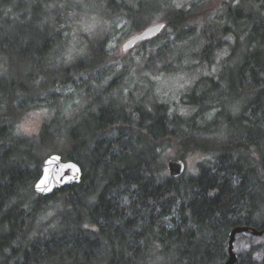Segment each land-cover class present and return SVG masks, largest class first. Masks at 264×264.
<instances>
[{
  "label": "trees",
  "instance_id": "1",
  "mask_svg": "<svg viewBox=\"0 0 264 264\" xmlns=\"http://www.w3.org/2000/svg\"><path fill=\"white\" fill-rule=\"evenodd\" d=\"M77 1L0 0V264H224L234 227L264 229V0L218 16L222 28L213 25L201 59L212 62L220 32L234 34V49L218 77L191 85L182 112L151 91L113 95V79L68 117L59 89L91 97L114 71L102 41L69 57ZM144 1L107 5L135 17L138 32ZM191 10L164 17L177 39L192 33ZM37 107L50 117L25 134L21 119ZM170 147L185 161L205 157L172 177ZM52 152L78 162L83 178L45 197L34 184ZM260 247L238 253L237 264H264Z\"/></svg>",
  "mask_w": 264,
  "mask_h": 264
},
{
  "label": "rangeland",
  "instance_id": "2",
  "mask_svg": "<svg viewBox=\"0 0 264 264\" xmlns=\"http://www.w3.org/2000/svg\"><path fill=\"white\" fill-rule=\"evenodd\" d=\"M107 1L78 0L75 3L76 14L70 12L68 15L72 18V23L67 28L71 40V46L67 50L69 57L74 51L86 52L93 43L102 41L109 51L105 60L106 66L114 69L109 76L104 77L98 89L92 84L95 91L91 97L89 95L83 97L86 88L78 89L68 86L59 89L65 97L63 108L65 107V114L68 117L80 111L88 99H92L99 89L113 79L115 85L113 95L119 94L125 99L128 97L137 99L151 91L150 95L153 99L166 101L182 112L183 102L186 100L185 94L190 90L191 85L203 75L218 77L223 61L234 49L236 42L234 34L224 35L220 32L218 36L223 42L213 56L212 62L206 63L201 59V51L205 47L210 31L213 30V25L220 30L222 28V25L217 22L218 16L224 14V8L229 4L234 6L248 0H145L141 5L138 22L140 24L147 22L145 27L166 22L162 32L163 37L156 39L153 43L141 42L127 52L122 51V45L137 33V30H133V21L136 18L125 14L128 12L126 10L116 13L108 9ZM121 1L136 8V4L141 0ZM159 5L162 6L160 14H151ZM177 7L186 11L192 9L191 17L186 23L192 33L183 39H177L178 33L168 26V20L164 18L170 13V8ZM112 8H114L113 5ZM242 40L244 43L246 36H243ZM106 101H109L108 97ZM50 113L47 107H37L28 111L21 119V130L28 135H37L43 123L49 119ZM178 150V147H170L168 155L178 157ZM204 157L203 153L189 154L186 157L187 171H197V163ZM253 245H261L255 252V256L263 259L264 235L256 236L250 232L238 234L236 240L238 253L250 249Z\"/></svg>",
  "mask_w": 264,
  "mask_h": 264
},
{
  "label": "water",
  "instance_id": "3",
  "mask_svg": "<svg viewBox=\"0 0 264 264\" xmlns=\"http://www.w3.org/2000/svg\"><path fill=\"white\" fill-rule=\"evenodd\" d=\"M166 27V22H158L146 26L128 38L122 45V51L135 47L137 44L158 37ZM170 176L180 177L187 170L186 161L180 157H171L167 162ZM83 178L81 165L73 159L64 158L59 152H52L44 159L41 175L34 184V190L42 196H50L56 190L66 186L79 184ZM251 232L256 236L264 235V229L251 226H236L229 233L227 242L229 257L224 264H237L239 254L236 251V240L240 233Z\"/></svg>",
  "mask_w": 264,
  "mask_h": 264
}]
</instances>
